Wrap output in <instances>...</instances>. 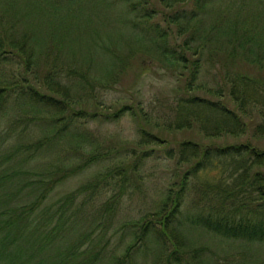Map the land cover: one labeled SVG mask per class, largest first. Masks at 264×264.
I'll return each instance as SVG.
<instances>
[{"label":"trees","instance_id":"obj_1","mask_svg":"<svg viewBox=\"0 0 264 264\" xmlns=\"http://www.w3.org/2000/svg\"><path fill=\"white\" fill-rule=\"evenodd\" d=\"M120 1L122 8L88 3L108 6L102 17L116 29L96 36V48L111 59L99 78L73 45L70 18L60 15L72 16L73 0H0V64L24 65L23 72L0 71V264H133V251L151 264H204L181 225L244 247L264 241V148L256 142L264 139L261 1ZM135 56L141 69L170 72L173 90L146 98L138 87L108 104L95 97L116 85ZM124 112L135 124L133 142L101 128ZM151 127L242 139L167 146ZM151 142L163 145L166 159L177 158L176 177L143 207L122 194L154 155V147H141ZM95 160L107 170L52 201L59 183ZM94 198L101 203L94 206ZM127 207L136 213L119 218Z\"/></svg>","mask_w":264,"mask_h":264},{"label":"rangeland","instance_id":"obj_2","mask_svg":"<svg viewBox=\"0 0 264 264\" xmlns=\"http://www.w3.org/2000/svg\"><path fill=\"white\" fill-rule=\"evenodd\" d=\"M73 8H72V16L68 14V12H62L60 15L64 16V14H67L68 18H70L69 23L71 24L69 26L68 34L72 36L73 38V45L76 48L77 51H85L86 56H80L82 60H85L87 57L90 58L91 64L94 69V74L99 76V78H102L101 75H104L102 71H105L107 69H110V58L105 54L104 52H101L98 48H96V44H94L96 36H100L101 39L109 38L110 36L114 35L116 31L115 24H113V21H106L105 18L107 15L103 16L104 12L110 13L109 7L106 6L104 3H97L99 5L90 4L88 5L91 0H73ZM114 2H110L111 7H117L122 8L123 3L120 0H112ZM254 1V0H253ZM259 2L260 6L264 7V0H260ZM23 21V20H22ZM22 21L18 22L22 24ZM17 22V23H18ZM17 23H14V26L16 27ZM117 51L120 54H123V50L125 48L123 45H119L117 47ZM67 56V55H65ZM64 56H61L60 60L64 61L66 66L69 67L70 61H66L65 59H62ZM70 58V57H69ZM135 59L129 63L128 65H125V68L123 70V75L120 80L117 81L116 85L113 86V88H103L102 90L96 89L95 91V97L100 98V100L104 101L106 104L110 100H112L115 97L118 96H124L125 98L130 97V94L132 91L137 90L138 87H140L143 96L146 98L149 97L152 93L158 94L156 92H159L161 96H163V92L167 90V92H170L173 90L174 81H172V76L170 75V72H167L168 74H158L156 71H160L157 68H144L145 65H142V69L139 66L140 57L135 56ZM22 63V62H21ZM19 64L21 66H18L15 68V64H0V71L6 72L8 71V68L10 70L14 71H24V65ZM250 71V74H254L257 72V68L253 65H246ZM65 71V68H63ZM164 71V70H162ZM40 72H43V69H41ZM141 72V73H140ZM153 72V73H151ZM161 72V71H160ZM165 72V71H164ZM26 72H24L25 74ZM66 81L65 79H63ZM174 80V79H173ZM41 82H38L39 84ZM67 84H69L68 81H66ZM42 90H44L45 85L41 87ZM170 89V90H169ZM163 90V91H162ZM138 93V92H137ZM103 108V106L101 105ZM250 122H253L252 120H249ZM96 124H92V122L89 123L90 128H95ZM134 121L132 120L131 116L127 112H124L119 118L113 121L103 122L101 125V128L105 133L108 134L109 132H112L116 134V136L120 137L121 140L125 142H133L137 138L136 133L134 132ZM151 129L157 133H159L161 136H163L165 139H167L168 143L167 146H176L177 143L183 139H193L198 140L201 143H209L211 141L216 142H225V141H232V140H239L242 139V136L234 137V136H228L224 138L223 136L220 137H210L205 136L201 131L199 130H191V129H179V130H168L164 129L163 127L159 128H152ZM256 139V142L260 145L259 148H264V139ZM253 140V139H252ZM254 141V140H253ZM255 142V141H254ZM147 147V148H153L154 147V155L151 156L150 154L145 163L139 167L136 174L130 175L129 183L131 184L129 188H125L122 194V198H132V203L138 205L140 203L143 207H147L151 200L155 199L157 196V189H159L161 186H165L166 184H169L172 182V180L176 177V171L174 172V169L176 167V157H173L174 160H169L164 157L162 152V144H157L155 142H151L148 145H141V147ZM262 146V147H261ZM161 149V151H160ZM160 152V153H156ZM46 157H49L46 156ZM83 156L81 157V159ZM181 163V161L179 162ZM104 161H97L95 160L94 164L87 165L81 169H79L73 176H70L67 178L64 182L59 183L55 189V192L51 196L52 201L56 198H59L60 196L65 195L69 190L75 189L76 187L80 186L81 184H84V182H90L93 181V176L96 175L97 172H102L104 170H107L108 165L106 166ZM181 165L186 166L187 163L182 162ZM111 166V165H110ZM119 181L118 178L114 177L112 179V182ZM107 193H111V191H107ZM50 198V199H51ZM103 198V197H102ZM102 198H94L92 203H94V206H97L101 203ZM15 200V199H13ZM30 198L27 195L25 197V200H22L20 203L24 201H29ZM149 200V201H148ZM50 203L49 198L45 200L44 202ZM42 203V205L44 204ZM130 204V203H129ZM39 205V204H38ZM41 205V204H40ZM41 205V207H42ZM24 207H27L23 203ZM76 208V207H75ZM136 209L130 211V208L127 207V209L123 210V212L118 216L119 218L123 215H131L135 214ZM182 217H185L184 215ZM25 224V222H22V224ZM184 225H181L182 231H185L186 237L190 240H187V243L191 247H195L197 250L201 251V256L203 257V263L204 264H262L263 257H264V241H256L253 243L248 244L247 246H241L240 243L237 241H229L227 239H223L219 236H216L208 231H204L199 228H187L183 227ZM180 228V229H181ZM123 234V231H118L113 239L118 241L115 243L112 247L115 248V246L119 243L121 236ZM69 239H73L75 237V234L69 235ZM147 242V239L144 243ZM24 245H26V242H23ZM147 244V243H146ZM150 245L153 247L155 246V243L152 242ZM159 244H157L158 246ZM186 248L189 249L186 245ZM36 252V251H35ZM37 255H40V253L36 252ZM36 255L35 253H33ZM137 254V255H135ZM142 253L140 251H133L132 253V262L133 264H137L138 262L140 264H151L149 261H144V258L141 255ZM36 255V256H37ZM22 257L19 258V262L21 261ZM150 259V258H149ZM151 260V259H150ZM137 261V263H136ZM30 264V263H29ZM31 264H35V261H33ZM107 264V263H105Z\"/></svg>","mask_w":264,"mask_h":264}]
</instances>
